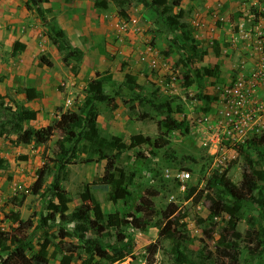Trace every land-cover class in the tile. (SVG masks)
<instances>
[{"label": "rangeland", "instance_id": "obj_1", "mask_svg": "<svg viewBox=\"0 0 264 264\" xmlns=\"http://www.w3.org/2000/svg\"><path fill=\"white\" fill-rule=\"evenodd\" d=\"M142 1L47 0L40 4V19L34 10L25 8V0H0V6L5 4L4 8L14 14V20L3 22L4 13L0 12V231L6 232L13 225L6 216L18 212L22 220L33 221L35 229L29 232L35 245L43 241L46 231L55 242L59 241L56 223L41 228L37 222L41 214L47 213L46 204L51 199L47 190L56 175L62 174L55 163V142L78 122L87 83L99 74L105 79L111 77L104 92L115 100L96 105V127L100 135L110 140L116 137L125 148L98 156L86 141L65 144L69 164L65 169L67 180L61 184L70 202L62 227L74 232L79 222L73 215L79 213L85 186H89L105 216L116 213L125 221H130V216L140 217L136 212L139 199L147 190L156 191L151 199L158 213L154 219L158 226L139 231L129 224L122 225L117 230L108 229L103 237L108 252L120 241V235L123 244L128 245L121 248L123 258L112 264H145L147 247L158 240L164 224L161 212L170 204L177 207L175 216L188 239L189 257L218 264L214 247L228 215L216 217L210 211L214 192L206 190V181L213 174L227 171L231 185L238 186L243 164L236 149L222 147L213 139L218 98L238 75L252 69L260 57L258 53L264 56V0H146V5ZM173 20L178 23L174 27L170 25ZM58 29L82 51L79 62L68 66L62 62V55L48 38ZM183 42L196 47L190 60L180 48ZM259 46L261 51L256 50ZM42 57L52 67L43 64ZM203 68L211 69L213 74L205 75ZM196 70L200 71V79L188 85L186 72L193 75ZM126 75L135 78L138 88L124 87ZM26 88L36 90L34 100H26ZM162 99L171 101L174 118L185 126L183 132L158 129L155 120L141 118ZM17 105L37 111L36 119L24 124L26 127H53V135L45 144H22L17 140L9 124L13 123ZM137 135L150 141L131 145L132 137ZM249 152L255 160L264 161V147ZM110 162L114 170L105 180ZM44 164L47 174L43 188L33 195L31 187ZM118 169L134 175L127 187L130 196L111 202L108 190ZM180 171L190 173L185 191L180 190ZM102 184L108 189L102 190ZM257 209L254 206L245 210L244 219L237 225L241 236L235 243L240 264H263L253 257L248 249L253 246L247 241L249 222L258 218ZM86 238L96 237L88 232ZM63 241L74 247L70 252H56L48 264H61V257L68 255L70 264H82L87 258L80 251L84 245L76 237ZM169 248L170 239L161 237L154 264H172ZM53 251V246L49 247L50 255ZM93 264L106 261L94 256Z\"/></svg>", "mask_w": 264, "mask_h": 264}, {"label": "trees", "instance_id": "obj_2", "mask_svg": "<svg viewBox=\"0 0 264 264\" xmlns=\"http://www.w3.org/2000/svg\"><path fill=\"white\" fill-rule=\"evenodd\" d=\"M47 2V0H25V8L29 11L34 10L40 19L43 16V11L40 4ZM145 5L146 0L142 1ZM177 22L172 21V27L177 25ZM53 46L57 52L62 55V62L68 66L71 62H79L82 59L83 53L80 49L73 47L65 33L58 29L53 30L48 35ZM183 51L188 54L187 59L190 60L191 55L196 54V47L183 42L180 46ZM41 62L47 67H52V63L45 57L41 58ZM205 75H212L213 72L209 68H203ZM200 71L196 70L192 75L185 74L187 84L191 85L198 78L200 79ZM105 77H100L90 80L85 88V96L80 108V116L77 118L76 124L71 127L65 136L60 137L55 142V163L58 165V171L62 174H57L52 181L47 193L50 198L46 204V215L41 214L37 219L39 227L48 228V223H56L58 228L57 238L55 242L48 232H45L43 241L35 245L32 242V236L29 230L35 229L32 220H22L18 212H10L6 216L13 224L8 231H0V264H48L50 257L53 258L55 253L69 251L74 245L71 242L63 241L67 237H76L81 247V252L87 257L82 261V264H93L94 256L101 260H105L106 264H112L123 258L121 248L128 245L123 244L124 237L120 235V241L111 245V252L107 251L108 244H104L102 239L107 235L108 229H120L122 225H130L132 228L139 231H145L151 226H158L154 219L157 216V211L151 198L157 195L156 191L147 190L145 195L139 199V206L136 207V212L140 217L130 216V221L121 219L118 214L104 215L99 203L93 196L89 186H85L83 192L80 194L82 205L78 207L79 213L73 217L79 222L75 225L74 232H68L62 226L67 221V211L70 199L66 189L61 182L67 180L66 166L69 164L67 159L68 148L65 144L75 141H86L102 156L105 151L116 149L122 150L125 148L124 144H119L116 137L111 140L100 135L96 127V105L99 103L111 104L114 102V97H111L104 92V86L107 84ZM124 87L129 90L138 88L135 78L131 75H126L123 83ZM26 100L32 101L37 97V92L34 88L25 89ZM3 102V96L0 95V106ZM154 109L152 112L143 113L141 118L147 120H155L158 129H166L169 131L183 132L185 126L177 121L173 116V107L169 99H162L153 103ZM37 111L25 109L22 105H17L13 112L11 128L17 135V140L22 144H29L34 141L37 144H45L47 140L53 135V127L35 129L26 127L29 121L36 119ZM83 126V127H82ZM82 127L80 133L77 128ZM149 138H143L141 135L132 137L131 145H138L149 142ZM264 147V132L256 135L254 138L248 140L244 145L238 146L236 151L242 157L243 164L241 170V181L238 186L231 185L227 179V171L221 174H213L212 177L206 181V190H213L214 198L211 199L210 211L216 217L221 214L228 215V219L222 229V234L217 241L214 249L216 259L220 260L218 264H240L237 258L236 251L238 250L237 239H240V233L237 231L238 223L244 219L245 210L252 207H257L258 218L249 222L250 235L247 238L248 243L253 247H248L253 253L255 259H261L264 264V161L252 158L249 151H256ZM112 162L104 174V179L107 180L108 173L113 169ZM3 167L0 162V169ZM114 170V169H113ZM47 174V165L44 164L36 173V180L34 181L31 191L33 195H38L43 188L44 177ZM133 173L128 176L123 169L116 171V177L113 180L110 189L108 190V198L111 202L123 200L130 196L127 189L133 178ZM102 190H107V184H102ZM194 188L190 190V195L194 192ZM203 194L201 191L195 200L197 201ZM22 201L16 206H20ZM177 207L170 204L164 211L161 212V220L164 224L161 226L158 240L149 245L147 250L149 257L146 258L145 264H154V255L159 248V239L166 236L170 239L169 257L172 264H207L203 258L193 259L187 254V237L184 234L179 220L175 216ZM91 215L94 220L91 219ZM31 231V232H32ZM88 232H92L96 238H86ZM122 244V245H121ZM54 248L53 254L48 253L49 247ZM209 255L210 252H207ZM61 264H70L71 257L63 256L60 259Z\"/></svg>", "mask_w": 264, "mask_h": 264}, {"label": "built area", "instance_id": "obj_3", "mask_svg": "<svg viewBox=\"0 0 264 264\" xmlns=\"http://www.w3.org/2000/svg\"><path fill=\"white\" fill-rule=\"evenodd\" d=\"M261 51V46L256 47ZM244 71L219 95V113L215 118L217 132L213 135L222 147L237 149L264 132V56ZM180 190L188 189L190 173L177 174Z\"/></svg>", "mask_w": 264, "mask_h": 264}, {"label": "crops", "instance_id": "obj_4", "mask_svg": "<svg viewBox=\"0 0 264 264\" xmlns=\"http://www.w3.org/2000/svg\"><path fill=\"white\" fill-rule=\"evenodd\" d=\"M4 5L1 4V6H0V12L4 13L3 14V16H4L3 22L14 20V14H11L12 10L5 9ZM6 5H8L10 7V5H12V3H10V4L7 3ZM16 13H17V11H16Z\"/></svg>", "mask_w": 264, "mask_h": 264}, {"label": "clouds", "instance_id": "obj_5", "mask_svg": "<svg viewBox=\"0 0 264 264\" xmlns=\"http://www.w3.org/2000/svg\"><path fill=\"white\" fill-rule=\"evenodd\" d=\"M244 145V144H243ZM242 146V145H241Z\"/></svg>", "mask_w": 264, "mask_h": 264}]
</instances>
